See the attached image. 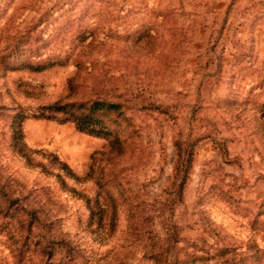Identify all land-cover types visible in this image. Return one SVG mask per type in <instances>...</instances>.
I'll use <instances>...</instances> for the list:
<instances>
[{
    "label": "rangeland",
    "instance_id": "rangeland-1",
    "mask_svg": "<svg viewBox=\"0 0 264 264\" xmlns=\"http://www.w3.org/2000/svg\"><path fill=\"white\" fill-rule=\"evenodd\" d=\"M36 60L66 64L17 69ZM98 99L121 105L94 114L108 135L33 117ZM15 208L73 264H153L151 237L264 264V0H0V264H38Z\"/></svg>",
    "mask_w": 264,
    "mask_h": 264
},
{
    "label": "trees",
    "instance_id": "trees-1",
    "mask_svg": "<svg viewBox=\"0 0 264 264\" xmlns=\"http://www.w3.org/2000/svg\"><path fill=\"white\" fill-rule=\"evenodd\" d=\"M65 65L66 61H39L36 60L34 63L25 62L24 65L17 67V69H24L31 73H40L45 70L56 66V65ZM75 67L79 70H82L84 67L83 62L75 61ZM70 92L74 90V87L69 84ZM120 104L110 103L104 100H93L88 104H80V105H66L55 102L53 105L45 107L41 109V112H36L33 114L34 118H40L45 120H53L59 123H72L77 130L88 132L97 135H108V131L105 127L96 125L99 124V121L94 117L95 113H107L108 111H117L120 108ZM43 110L47 111L49 114L46 115ZM75 110V111H74ZM60 116V117H59ZM28 117L23 108L18 107L16 112L13 114L10 123V144L13 150L17 151L20 156L25 157L26 160H30V157L34 151L26 150L25 144L23 142V130L22 124L25 119ZM176 163L175 170L181 178L186 177V173L189 167V160L191 158V153H187L181 149V147L176 148ZM183 184V182H181ZM180 188V186H179ZM178 195L180 196V189L178 191ZM16 213V230H21L24 227V231L28 232V235L24 238V241L30 239L33 244L32 257H35V260H38V264H73L76 257L75 252L70 246L60 238V236L56 237V239H48L44 237V235H36L32 234L34 226L37 224V221H24L22 215L25 217L29 216V219L32 216H35V211L30 210L27 212L24 209L15 208ZM18 217V218H17ZM25 225V226H24ZM46 227V226H44ZM49 231H51V227L47 226ZM46 229V228H45ZM20 231V232H21ZM176 241L174 239H158L155 237H151L150 245L146 250L145 256L149 260L153 262V264H193L194 261H199L193 251L179 255H173L172 249L174 248ZM55 253L58 255V260L53 261V256ZM34 259V258H33ZM30 260V259H29Z\"/></svg>",
    "mask_w": 264,
    "mask_h": 264
}]
</instances>
